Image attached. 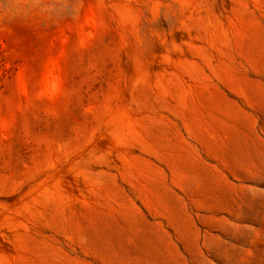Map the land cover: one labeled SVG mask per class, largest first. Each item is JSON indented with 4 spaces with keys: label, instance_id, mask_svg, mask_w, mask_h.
Returning <instances> with one entry per match:
<instances>
[{
    "label": "rangeland",
    "instance_id": "obj_1",
    "mask_svg": "<svg viewBox=\"0 0 264 264\" xmlns=\"http://www.w3.org/2000/svg\"><path fill=\"white\" fill-rule=\"evenodd\" d=\"M0 264H264V0H0Z\"/></svg>",
    "mask_w": 264,
    "mask_h": 264
}]
</instances>
